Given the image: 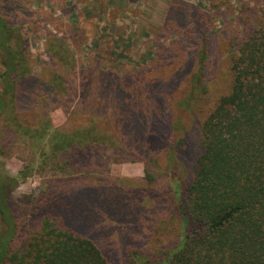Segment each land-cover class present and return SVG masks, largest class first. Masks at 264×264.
Returning a JSON list of instances; mask_svg holds the SVG:
<instances>
[{"label": "trees", "instance_id": "16d2710c", "mask_svg": "<svg viewBox=\"0 0 264 264\" xmlns=\"http://www.w3.org/2000/svg\"><path fill=\"white\" fill-rule=\"evenodd\" d=\"M244 16L246 20L238 23L237 31H224L221 35L223 50L229 54L223 61L229 79L225 93L217 97L206 79L203 61L208 55L205 53L207 32L203 28L197 34L206 39L204 48L193 58L195 69L189 82L176 87L177 90L181 88L176 99L166 92L167 104L184 113L172 118L168 124L159 118L145 116L139 119L135 115L146 106L147 114L152 113L153 107L159 105L157 101L163 91L152 85L141 93L134 90L132 95H142L151 104L145 105L138 99L130 103L126 99L127 91L121 89L114 76L99 73L96 68L88 72L90 83L81 87L82 101L86 102L87 94H97L102 100L106 96L113 99L121 96L119 112L108 116L106 123L119 128L140 124L150 132L149 135L144 132L146 137L145 134L128 137L134 149L132 153L127 152L130 159L144 161L146 159L139 158L141 153H146L152 157L160 156L164 161L165 186L158 196L168 204L163 207L156 204L152 212L144 209L147 205L141 206L143 212L139 217H154L159 226L149 231L147 239L151 241L147 246L124 248L128 264H264V7L246 9ZM174 19L179 24L182 17L177 15ZM22 31V28L6 23L0 14V122L19 138L38 140L42 145L39 159L50 156L58 159L66 155L65 164L72 161L70 152L78 151L81 146L113 141L111 136L101 132L95 119L80 130L75 129L70 120L59 128L52 127L43 109L70 93L69 81L55 76L46 83L48 91L54 92L53 96L39 93L42 82L33 85L35 88L28 96L29 91L24 85L30 80L33 63ZM181 41L179 35L170 41L167 49L180 50ZM48 46L60 66H70L69 51L64 42ZM181 53L182 61L191 62L185 46ZM129 84V81L123 83L125 89L133 85ZM102 103L94 108V113L101 111L100 106L106 108L110 104L106 100ZM29 113L38 114L37 123L31 116L26 119L27 123L37 126L31 130L19 120L22 114ZM165 127L169 128L170 135H177L176 141L166 139ZM189 127L193 130L184 140ZM152 129L158 130L151 133ZM152 141L157 144L155 149ZM187 144L195 159L193 167L185 162L183 149L188 147ZM83 154L85 165L76 181L82 182L85 189L92 187L87 182L92 166L97 167L102 159L99 155ZM146 173L149 174V169ZM25 176L20 173V178ZM17 185L18 181L0 171V221L5 224L0 235V264H111L102 251L105 245L101 248V243L96 244L86 235H79L64 218V214L79 213L76 195L71 201L54 200L49 192L37 198L34 208L41 215L38 232L25 242V246L13 251L10 243L20 232L10 212L8 197ZM108 194L117 199L121 196L105 191L102 195L97 189L86 199L87 205L107 206L106 202H100L107 201ZM116 203L125 211H132L126 200L120 199ZM53 206L64 214L53 215ZM103 220L101 214L97 224L111 226V221ZM115 231L120 232L119 226ZM139 234L132 237H141ZM155 242L163 244L153 245Z\"/></svg>", "mask_w": 264, "mask_h": 264}, {"label": "rangeland", "instance_id": "374dc122", "mask_svg": "<svg viewBox=\"0 0 264 264\" xmlns=\"http://www.w3.org/2000/svg\"><path fill=\"white\" fill-rule=\"evenodd\" d=\"M253 7H264V0H0L1 16L9 25L23 29L22 34L31 55L32 74L24 85L29 91L28 96L35 88L33 85L41 82L42 86H37L39 93L46 97L53 96L54 92L48 91L46 83L49 84L55 76L60 75L69 81L70 93L63 100L50 102L52 104L43 109L52 127L59 128L70 120L73 127L80 130L95 119L101 132L111 136L113 140L88 147L81 146L78 151L70 152L69 159L72 161L65 164L66 155L58 159H53L52 156L39 159L42 145L38 140L19 138L5 128L4 122H0V171L6 177L18 181L17 187L8 197L10 212L20 232L10 243L13 251L25 246V242L38 232L41 215L34 208V203L46 192L54 200L60 201H71V197L76 195L79 213L71 212L66 216L63 213L64 218L79 235H86L96 244L101 243V248L105 245L102 251L111 264H128L124 250L126 246L141 247L149 244V231L159 225L154 217L143 219L139 217V213L143 212V204L147 205L144 209L151 212L156 204L160 203L161 207L168 204L163 197L158 196L165 186L164 161L160 156L152 157L146 153H141L139 158L146 160L132 161L127 155V152L134 151L128 137H143L145 133L149 135V130L143 129L140 124L131 127L123 125L120 128L107 124L106 118L119 112L122 97H104L110 103L109 106H100L101 111L94 113V108H98L104 100L97 94H87L86 102L82 101L84 96L80 92L81 87L90 83L88 72L96 68L99 73L117 79L121 89L127 91L126 99L130 103L138 99L146 105L151 104V101L132 93L134 90L141 93L152 85L163 91L164 96L157 101L159 105L153 107L152 113L147 114L146 106L144 111L136 112L135 115L139 119L145 116L159 118L168 124L172 118L184 115L172 109L165 96L168 97V93L171 98L176 99L181 89L177 90L176 87L189 82L195 69L193 58L202 51L206 40L197 33L203 28L207 32L205 53L208 55L203 61L207 70L206 79L219 97L225 93L229 84L223 64L229 54L223 50L222 32L237 31L238 23L246 20V9ZM174 10L177 11L173 14ZM177 15L182 17L179 23L181 25L173 21ZM179 35L182 36L180 50L167 49L170 41H174ZM61 42H64L69 51L70 66L65 68L58 64V59L52 56V50L48 46ZM184 46L191 60L189 63L182 61L179 56ZM127 81L129 85L133 84L129 89L123 86ZM1 89L0 83V95ZM30 116L37 123L35 118L38 114L35 113L22 114L19 120L31 130L37 126L26 122ZM189 129L184 134V140L190 137L193 129ZM157 130L152 129L151 133ZM164 131L166 139L173 142L177 140L176 134L170 135L169 128L165 127ZM152 143L155 149L157 144L154 141ZM187 145L183 149L185 162L193 167L195 159L189 144ZM78 152L80 155L77 156ZM83 153L99 155L102 159L97 167L92 166L87 181L92 187L85 189L82 182L76 181L80 169L85 165L82 161L85 156ZM148 169L149 174L146 173ZM20 173L27 176L20 178ZM97 189L102 195L104 191L115 193L118 197L120 194L119 198L126 200L132 211H125L123 206L116 203L120 199L110 194L107 201L100 202H106L105 207L87 205L86 199ZM53 208V215L62 213L60 208ZM101 214L104 215L103 221H111L110 227L97 224ZM118 226L120 232L115 231ZM4 230L5 224L0 221V235ZM138 232L141 237L133 238L132 235ZM162 244L155 242L153 245Z\"/></svg>", "mask_w": 264, "mask_h": 264}]
</instances>
